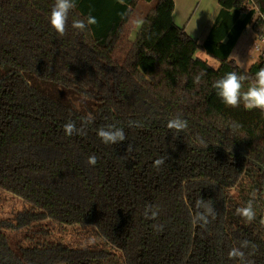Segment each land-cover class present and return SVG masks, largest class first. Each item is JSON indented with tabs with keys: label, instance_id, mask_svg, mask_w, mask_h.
Returning <instances> with one entry per match:
<instances>
[{
	"label": "trees",
	"instance_id": "16d2710c",
	"mask_svg": "<svg viewBox=\"0 0 264 264\" xmlns=\"http://www.w3.org/2000/svg\"><path fill=\"white\" fill-rule=\"evenodd\" d=\"M141 1L154 5L130 41ZM75 3L59 36L55 0H0V193L25 205L0 220V264H264V113L213 87L236 72L246 92L264 67V55L247 70L229 58L248 26L264 34V0H218L202 45L173 23V0ZM89 14L96 24L71 27ZM176 117L187 128L169 129ZM69 122L82 131L66 135ZM109 125L126 140L102 143ZM250 200L249 222L236 209ZM24 229L12 248L5 232Z\"/></svg>",
	"mask_w": 264,
	"mask_h": 264
},
{
	"label": "clouds",
	"instance_id": "9594fccd",
	"mask_svg": "<svg viewBox=\"0 0 264 264\" xmlns=\"http://www.w3.org/2000/svg\"><path fill=\"white\" fill-rule=\"evenodd\" d=\"M75 7V0H55V4L51 9L49 23L59 36L65 35L69 12ZM96 23V18L89 14L85 19L73 20L71 27L79 31H84L86 28ZM246 79H248V77L245 75H237L236 72H230L227 73L225 77L215 81L213 87L218 90L217 95L225 105L236 108L240 105L242 100L245 110L259 109L261 113H264V67H261L256 73L255 80L248 90L246 92H241L242 81ZM196 82H199V77H196ZM91 121L92 117L89 116L85 123H90ZM132 123L134 122H130L129 126H132ZM167 127L176 132H180L187 128V121L176 117L168 121ZM64 131L66 135L71 136L82 130L77 129L74 122H69L64 125ZM97 136L100 138L101 142L106 145H116L126 140L123 129L114 125H109L107 128L101 127L97 130ZM128 150H130V145L128 146ZM87 162L89 165L94 166L97 163L96 157H88ZM162 163H164L163 159H157L155 161L156 166H159ZM197 206L199 207V204ZM206 211L210 213L212 212V209L207 208ZM149 213H151V217H155L157 214L151 206L145 209L146 218H151ZM236 213L246 218L249 222L252 221L255 218L252 201L250 200L246 207L237 208ZM199 219L204 220L205 223H207L206 217L203 214L199 216ZM262 223H264V221H262ZM246 245L247 241L243 242L242 246ZM229 255L231 257H242L243 253L238 249H233Z\"/></svg>",
	"mask_w": 264,
	"mask_h": 264
},
{
	"label": "crops",
	"instance_id": "0c3cea01",
	"mask_svg": "<svg viewBox=\"0 0 264 264\" xmlns=\"http://www.w3.org/2000/svg\"><path fill=\"white\" fill-rule=\"evenodd\" d=\"M173 2L172 20L175 26L184 29L198 45H202L218 16V0H173ZM149 4L154 5V2ZM258 15L255 10L254 19ZM257 44L259 45L258 50L261 49L260 45H264V43H258L257 36L252 31L251 26H248L237 40L229 58L234 60L238 67L247 70L257 63L260 56L264 55L256 52L258 51L255 47ZM194 57L206 62L213 69L219 66L218 61L202 51H197Z\"/></svg>",
	"mask_w": 264,
	"mask_h": 264
},
{
	"label": "rangeland",
	"instance_id": "374dc122",
	"mask_svg": "<svg viewBox=\"0 0 264 264\" xmlns=\"http://www.w3.org/2000/svg\"><path fill=\"white\" fill-rule=\"evenodd\" d=\"M153 4L142 3L139 2L136 8L133 10V16L130 22V31L128 33V38L130 41L134 40V36L139 23L143 20L144 16L148 13V11L152 8ZM261 49L256 51L258 54H264V45H260ZM24 203L16 198L10 197L4 193H0V220H10L16 211L24 208ZM46 224V222H45ZM31 230V229H30ZM29 229H24L19 232H10L6 231L5 235L9 239L10 246L15 248L20 242H24L25 237H27L30 233ZM52 239H57L58 241L63 242L64 244H72V242L77 239L75 235L69 230L65 233H61L56 231L52 235Z\"/></svg>",
	"mask_w": 264,
	"mask_h": 264
},
{
	"label": "built area",
	"instance_id": "2783aa9c",
	"mask_svg": "<svg viewBox=\"0 0 264 264\" xmlns=\"http://www.w3.org/2000/svg\"><path fill=\"white\" fill-rule=\"evenodd\" d=\"M260 17L263 18L264 16L260 15ZM257 40H258V43H264V34L257 36ZM255 47H256L257 50L259 49V45L258 44Z\"/></svg>",
	"mask_w": 264,
	"mask_h": 264
}]
</instances>
